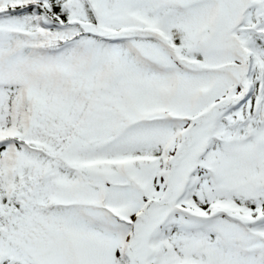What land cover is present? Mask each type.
I'll return each instance as SVG.
<instances>
[{"label":"snow or ice","instance_id":"6c2138e0","mask_svg":"<svg viewBox=\"0 0 264 264\" xmlns=\"http://www.w3.org/2000/svg\"><path fill=\"white\" fill-rule=\"evenodd\" d=\"M0 264H264V0H0Z\"/></svg>","mask_w":264,"mask_h":264}]
</instances>
